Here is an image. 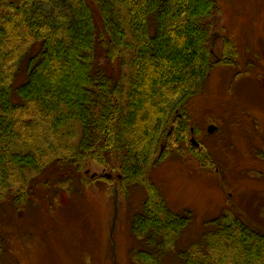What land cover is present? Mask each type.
Masks as SVG:
<instances>
[{"label": "trees", "instance_id": "16d2710c", "mask_svg": "<svg viewBox=\"0 0 264 264\" xmlns=\"http://www.w3.org/2000/svg\"><path fill=\"white\" fill-rule=\"evenodd\" d=\"M92 2L0 0V203L11 194L26 205L36 179L54 164L113 170L111 156L122 153L116 178L103 180L146 184L150 198L132 229L155 248L138 260L157 263L158 251L174 246L190 215L164 204L148 170L173 145L198 151L202 163L210 159L206 146L191 142L196 129L184 112L213 67L233 64L238 52L229 39L219 58L213 52L221 0ZM35 45L15 88L19 62ZM123 57L126 77L101 64ZM211 224L215 231L180 252L185 264H264L262 231L231 214ZM2 248L0 238V254Z\"/></svg>", "mask_w": 264, "mask_h": 264}, {"label": "rangeland", "instance_id": "374dc122", "mask_svg": "<svg viewBox=\"0 0 264 264\" xmlns=\"http://www.w3.org/2000/svg\"><path fill=\"white\" fill-rule=\"evenodd\" d=\"M213 27L215 58L229 39L237 63L215 65L184 112L196 129L195 147L206 146L211 160L202 163L198 151L173 145L148 170L164 204L190 215L174 246L158 251L157 263L136 257L155 253L132 229L150 196L141 182L103 180L120 172L122 153H116L110 158L113 170L90 162L81 171L52 165L36 179L26 205L8 194L0 203V264H185L180 252L195 249L215 231L211 221L225 214L264 233V0H221ZM37 51L33 46L19 62L15 88ZM101 64L117 79L129 74L125 57ZM210 126L216 127L213 134ZM90 178L95 182L87 183Z\"/></svg>", "mask_w": 264, "mask_h": 264}, {"label": "water", "instance_id": "95a60500", "mask_svg": "<svg viewBox=\"0 0 264 264\" xmlns=\"http://www.w3.org/2000/svg\"><path fill=\"white\" fill-rule=\"evenodd\" d=\"M216 131V127L215 126H210L209 128H208V132L210 133V134H213L214 132ZM191 141H192V143L195 145V146H198L199 144L192 138L191 139ZM95 176H92V178H94Z\"/></svg>", "mask_w": 264, "mask_h": 264}, {"label": "flooded vegetation", "instance_id": "af4514ba", "mask_svg": "<svg viewBox=\"0 0 264 264\" xmlns=\"http://www.w3.org/2000/svg\"><path fill=\"white\" fill-rule=\"evenodd\" d=\"M235 63H237V61H236ZM235 65H236V64H235ZM239 74H242V73H241V72H239V73H238V75H239Z\"/></svg>", "mask_w": 264, "mask_h": 264}]
</instances>
